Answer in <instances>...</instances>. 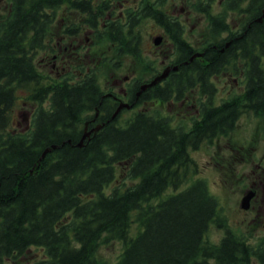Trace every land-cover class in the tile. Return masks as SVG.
<instances>
[{
	"label": "trees",
	"instance_id": "trees-1",
	"mask_svg": "<svg viewBox=\"0 0 264 264\" xmlns=\"http://www.w3.org/2000/svg\"><path fill=\"white\" fill-rule=\"evenodd\" d=\"M9 2V16L0 18V264L27 259L32 246L43 250L33 264H103L99 247L112 239L124 244L114 264H264V237L252 243L230 225L207 180L194 175L192 155L205 142L228 137L247 111L264 116V18L257 20L264 0H226V8L250 14V25L233 31L228 47L222 40L204 50V64L197 57L185 65L187 79L182 71L173 73L155 95H141L180 99L182 82L187 88L200 84L205 99L198 101L190 124L144 110L126 121L121 113L112 117L117 101L102 95L95 72L75 83L45 78L33 56L45 45L56 8L86 6L81 0ZM153 5L143 0L139 22L156 16L180 44L179 61L189 58L193 46ZM209 21L212 33L229 26L224 15H209ZM137 22L120 23L108 35L120 53L143 60ZM231 67L244 70V90L217 102L210 76ZM24 85H32L26 96L34 106L32 127L14 133L9 125L15 91ZM174 88L178 94L169 95ZM97 108L104 125L78 145L85 118ZM53 143L57 147L41 157ZM119 173L130 183L110 187ZM212 226L224 229L218 241L207 237Z\"/></svg>",
	"mask_w": 264,
	"mask_h": 264
},
{
	"label": "rangeland",
	"instance_id": "rangeland-1",
	"mask_svg": "<svg viewBox=\"0 0 264 264\" xmlns=\"http://www.w3.org/2000/svg\"><path fill=\"white\" fill-rule=\"evenodd\" d=\"M99 3L102 0H98ZM154 1V0H153ZM172 2V7L184 5L185 12L189 18L185 25L184 37L191 41L193 46H200L207 43H216L223 38H227L235 26L242 23L246 15H239L232 10H226L222 4L223 0H214L213 12L225 14L229 26L217 35L210 33L208 25L207 14L198 8V3L206 0H169ZM8 0H0V16L7 15L10 11ZM67 5L66 9L59 11L57 21L54 23L52 29L45 37V45L38 48V51L33 56L36 66L42 70L46 77H64V68L62 65L55 67L51 61L43 62L50 54L58 52V38L65 34V28L62 29L61 25L72 26L77 23L80 27L79 35L88 34L92 26H88V13L87 15L79 9H75ZM9 9V10H8ZM101 15L98 18V24L104 22L105 17ZM207 18H206V17ZM61 17V23L59 19ZM87 17V18H86ZM234 24H236L234 26ZM195 28L191 30V27ZM235 29V28H234ZM142 35V51L145 59L137 58L132 52L126 54L120 53L115 49V44L107 37H99L97 34L103 32L101 25L96 29L95 36L96 43L91 45L92 56H101L103 59L98 65L92 62L91 67L95 68L98 80L103 88L110 86L115 77H123L126 73L135 74L141 79H147L154 74L157 75L162 71V63L174 60L177 52H174L169 43H165L163 38L161 44L155 43L156 35H165L162 26L157 24L152 17L143 18L138 28ZM66 35V34H65ZM166 36V35H165ZM66 39V40H65ZM64 41H68L65 36ZM89 43H85V47L77 54H83L87 49ZM158 45V46H157ZM76 55V54H75ZM76 57V56H75ZM261 62L264 67V52L261 53ZM134 71L132 72V69ZM62 71V72H61ZM241 71V72H240ZM61 74H58L60 73ZM138 72V73H137ZM188 72V71H187ZM187 72H184L182 77H185ZM63 75V76H61ZM135 75V76H136ZM155 75V76H156ZM170 80V79H169ZM212 87L215 88L214 94L216 101L220 102L225 98L239 94L245 87L244 70H234L229 68L225 71L215 73L211 77ZM165 84V80L162 81ZM32 89V85H24L16 88L17 101L12 109L11 124L9 129L12 132L26 133L30 126V116L34 106L27 101L26 96ZM188 93L190 95H183L180 99L174 96L168 99L149 98L146 103H140L133 108H127L122 111L120 120H127L129 117L140 110L152 112H159L162 114L173 115L177 120H182L187 124L191 114H195L196 107H192V103L199 105L200 99H205L204 93L201 91L200 84L195 86H188ZM203 96V97H202ZM188 103L184 102L188 100ZM145 107V108H144ZM92 114V113H91ZM187 114V116H185ZM87 117L85 118L88 119ZM192 155L195 159L196 173L195 176L203 177L207 180L211 191L217 195L220 200L223 212L228 218L230 225L242 232L248 237L252 243H257L264 237V116L255 114L253 111H247L238 120L235 129L228 137L215 138L212 143L205 142L199 148L192 150ZM118 179L111 183L110 187L115 185H123L126 181L130 183L125 174L119 173ZM259 180L262 181L259 182ZM256 181L258 192L250 200V207L243 208L241 206L242 198L245 192L251 188V183ZM125 185V184H124ZM186 184L180 186L184 187ZM171 189V188H170ZM136 223H134L133 229ZM134 231V230H133ZM224 234V229L212 226L207 234L210 241H218ZM124 244L118 239H112L100 245L98 254L103 264H114L122 250ZM43 256V250L39 246H32L29 250L28 258L21 257L18 264H33L40 260ZM256 263V262H255Z\"/></svg>",
	"mask_w": 264,
	"mask_h": 264
},
{
	"label": "flooded vegetation",
	"instance_id": "flooded-vegetation-1",
	"mask_svg": "<svg viewBox=\"0 0 264 264\" xmlns=\"http://www.w3.org/2000/svg\"><path fill=\"white\" fill-rule=\"evenodd\" d=\"M9 1V0H8ZM84 2L85 4V9H81V8H77L74 5L71 6L69 4H67L68 6H70L72 9H79L82 12H84L86 15L88 13V26H92L93 28H90V32L88 34H84L79 35V25L77 23H73V25L70 26H66V25H61V28L64 29L65 28V34L61 35L58 38V52H55V54H50L47 56L46 60H44L43 62H48V61H52L54 63V66H58L62 65V68H64V77H55L58 81H67L70 83H75V82H79L81 80H85L88 77H86V75L95 72L96 70L95 68L91 67L92 62H96V64L98 65L100 62H102L103 59H101V56H92L94 55L91 52V45L96 43V38L93 39L94 37H92L91 35L95 36L96 33V29H98L101 25L103 26L104 31L99 32L97 35L99 37H107L109 40H111L110 38V34L108 35V33L113 34L115 32V30L117 29V27L119 26V24H123V26H128L130 20H138L137 24L134 27V32L135 34L138 35L139 33V25L141 22H139V12H140V6L143 3V0H102L100 3L98 0H81ZM152 4H154L153 6L157 9H163L166 13V16L169 20H173L174 24L177 25L178 30L180 31V34L182 36L183 39H185L186 41H188L185 37V25H186V21H188L189 16L185 13L182 12L184 9L186 11L187 8H185L184 5H180V6H175L172 7L173 10H171V5L172 2L169 0H149ZM214 1V0H213ZM213 1H209L206 0L205 2L201 1L198 3V8L205 12L207 14L208 17V25H209V29H210V33L213 35H217L216 33H212V29L211 26L209 24V15H224L226 20L227 17L225 14H219V13H214L213 12ZM205 3V4H203ZM226 0L222 1V4L225 6ZM249 1H247L246 3L244 2L243 5L245 7L248 6ZM10 4V2H9ZM209 4V6H208ZM67 5H60L58 6V8H56V14H55V21L54 23L57 21L58 16H59V11L66 9ZM10 9H11V5H9ZM226 8V7H225ZM206 9V10H204ZM226 10H232L233 12H237L234 9L231 8H226ZM263 11V10H262ZM238 13V12H237ZM239 15H246L247 18H244L242 23H239L237 26H235L236 24H234V28H232L233 30L228 33L227 38H223L222 40L224 42H226V46L228 47L232 41V39L230 40L229 35H231V33L233 31H237L240 30L241 28H243V26L246 25H250L248 19H250V14L248 12H240L238 13ZM263 14V12H262ZM259 15L257 20H260V17L262 16ZM104 15L103 17H105L104 22H101V25L98 24V18ZM86 17V18H87ZM152 17V19L155 20V22L157 24H159L160 26H162V28L164 29L163 32L166 35H156L154 38L157 39L158 36H160V38H163V41L166 40L165 43H169L170 46L173 48L172 50L174 52H177V55L174 57V60H170V62L164 63L165 60L162 63V70L164 68L169 67L170 71L169 74L166 78L162 79L160 82H158L157 84L148 86L145 89H142V84L145 82L150 81L156 74H154L152 77L147 78V79H141V77H139L138 75L135 74H129L126 73L123 77H115L113 78L112 82H109L110 86H107L105 89L103 90L100 81L98 80V83L100 85L101 91H102V95H111L112 98H114L115 101H117V106L119 105L121 99L123 100H128L130 102L133 103L132 107H135L136 105L140 104V103H146V99H142L140 98L141 95H155L156 90L159 91L160 88H164L170 77L171 74L176 73V72H181L182 71V75L184 74V72H187L186 68L184 67L185 65H190L197 57H199L200 59H197L199 64H204L205 62L202 61L201 57L203 55L204 50H206L210 45H213L214 47H217L218 42L216 43H207L206 45L202 44L200 46H193L191 41H188L193 48L195 49L194 53L189 57V58H185L182 61H179V54L177 51V48L180 46V44L172 38L171 36V30H168L165 26L161 25L156 16H146L144 18H149ZM206 17V16H205ZM206 17V18H207ZM264 18V17H263ZM143 19V18H142ZM141 19V20H142ZM263 20V19H262ZM260 20V21H262ZM61 21V17L59 19V22ZM60 24H62L60 22ZM195 27L192 26L191 30L194 29ZM223 31V30H222ZM65 36H67L68 41H64ZM66 40V39H65ZM230 40V41H229ZM116 47V41L111 40ZM161 42V40H160ZM156 43V44H161V43ZM85 43H89L88 47L86 45V50L84 51L83 54H77L78 52H80V50L83 48V46L85 47ZM158 46V45H157ZM224 49V47L222 48ZM197 52H202V54H198L195 55L193 57V55ZM76 54V55H75ZM76 56V57H75ZM183 68V69H182ZM134 71V68L132 69V72ZM62 72V71H61ZM58 73V74H61ZM160 72V71H159ZM158 72V73H159ZM138 73V72H137ZM157 73V74H158ZM136 75V76H135ZM194 74H192L193 76ZM215 75V74H213ZM213 75H211L210 77H212ZM63 76V75H61ZM189 76V72H187L185 78L187 79V77ZM98 79V77H97ZM211 79V78H210ZM165 80V84H162ZM140 81V82H139ZM139 83L138 87H136V84ZM178 92L176 91V89L174 88V90H172V93H169V95H177ZM132 95H135L134 98L132 99ZM180 95H190L188 93L187 90V84L185 82H182L181 85V92ZM188 100H185L184 102L188 103ZM192 107H196V111L197 113L199 112V108L197 107L196 103H192ZM117 108V107H116ZM115 108V109H116ZM145 108V107H144ZM123 109V108H122ZM120 110L119 113H122L123 110ZM100 111L99 113L95 112V114L88 119V122H86L85 124V128L88 130H91L94 126L96 125H100L102 122H104V120H100L98 119L99 115H100ZM187 116V114L185 115ZM176 119V118H175ZM105 123V122H104ZM103 123V125H104ZM102 125V126H103ZM101 126V127H102ZM84 128V131H85ZM95 131V130H92ZM259 182L262 183L261 180H259ZM263 187H264V183ZM252 186H254L256 188V192L255 195L258 192L257 189V185L258 183L256 181H253L251 183Z\"/></svg>",
	"mask_w": 264,
	"mask_h": 264
},
{
	"label": "water",
	"instance_id": "water-1",
	"mask_svg": "<svg viewBox=\"0 0 264 264\" xmlns=\"http://www.w3.org/2000/svg\"><path fill=\"white\" fill-rule=\"evenodd\" d=\"M264 17V9H263V14L262 16L260 17V20H262ZM161 40L160 36H158L157 39H155V42L156 43H159ZM198 54H201L200 52H197L193 55V57L195 55H198ZM169 71H170V68L167 67L165 68L163 71H161L160 73H158L151 81H148L144 84H142V89H145L147 88L148 86H151V85H154L156 83H158L161 79L165 78L168 74H169ZM124 106H127V107H131L132 106V103L130 102H127V101H121L120 104L117 106L116 110L114 111V113L112 114V117H115L116 114L121 110L122 107ZM97 112H99L97 110ZM104 122H102L100 125H96L94 126L91 130H85V132L83 133L80 141L78 142V145H83L84 143V139L91 134L92 130H98L102 125H103ZM58 144L56 143H53L51 146H48L45 148V150L43 151L42 153V156L43 157L48 151L52 150V148H55L57 147ZM255 189H249L247 191V193L243 196L242 198V203H241V206L243 208H248L250 206V200L252 198V196L255 194Z\"/></svg>",
	"mask_w": 264,
	"mask_h": 264
}]
</instances>
